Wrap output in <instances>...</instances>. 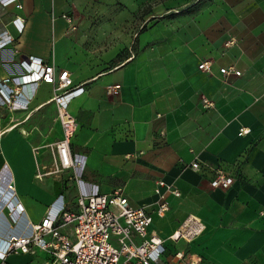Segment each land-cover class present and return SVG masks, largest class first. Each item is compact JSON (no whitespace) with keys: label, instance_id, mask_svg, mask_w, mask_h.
<instances>
[{"label":"crops","instance_id":"crops-1","mask_svg":"<svg viewBox=\"0 0 264 264\" xmlns=\"http://www.w3.org/2000/svg\"><path fill=\"white\" fill-rule=\"evenodd\" d=\"M140 4L0 0V38H13L0 48V81L21 75L20 63L37 57L84 88L69 104L78 165L63 175L48 174L51 146L62 137L54 85H24L26 107L0 105V235L30 230L59 198L74 209L81 195L121 188L132 205L152 212L151 231L166 240V259L185 251L201 257L199 264H264V0H181L189 10L174 5V16L140 35L133 56L114 63L133 39L126 24ZM97 8L107 14L94 15ZM203 61L212 72L199 68ZM224 66L242 75L225 76ZM196 160L202 169L191 167ZM219 168L234 176L227 189L211 186ZM8 181L12 192L2 187ZM159 181L181 191L168 194L164 216ZM12 194L20 215L8 207ZM191 215L205 223L204 233L172 241ZM12 255L25 264L49 259L39 249L7 259Z\"/></svg>","mask_w":264,"mask_h":264},{"label":"built area","instance_id":"built-area-1","mask_svg":"<svg viewBox=\"0 0 264 264\" xmlns=\"http://www.w3.org/2000/svg\"><path fill=\"white\" fill-rule=\"evenodd\" d=\"M17 0H2L7 6ZM72 29H76L72 16L65 15ZM22 21V20H21ZM13 40L0 38V48ZM234 43V40L229 42ZM22 74L0 81V105L9 108L26 107L30 98L23 91L26 84L47 82L54 85L53 100L58 106L57 120L62 127V137L51 146L54 168L48 174H59L76 169L77 161L72 152V140L78 130L76 117L69 109L71 99L84 91L83 86L73 83L71 74L62 70L57 74L55 66L47 64L43 59L29 57L20 63ZM199 68L212 72L209 61L200 63ZM225 76L242 75L240 69L234 66L221 67ZM117 86L107 87L109 91ZM206 102V106L211 105ZM250 129L243 128V134ZM195 170L202 169L196 160L191 164ZM42 175H39L41 177ZM4 177L0 174V184ZM234 176L223 169H215L211 181L214 188L227 189L233 183ZM156 192L159 195L158 214L164 216L170 209L168 194L176 197L181 191L175 186L159 181ZM1 187V185H0ZM2 187L7 192L14 191L13 183L8 181ZM161 187H165V192ZM12 194V203L8 204L11 211L20 215L24 208ZM57 199L49 208L45 217L30 230L22 233L3 232L0 235V260L6 264L10 254H35L39 249L49 255L47 264H199L201 257L185 251H176L171 259H166V240L156 232L151 231L152 212L145 207H137L130 203L123 189L110 193L96 192L81 195L74 209L68 208ZM69 227L68 230L63 231ZM206 230L205 223L195 215L172 233L170 239L174 242L194 241Z\"/></svg>","mask_w":264,"mask_h":264},{"label":"rangeland","instance_id":"rangeland-1","mask_svg":"<svg viewBox=\"0 0 264 264\" xmlns=\"http://www.w3.org/2000/svg\"><path fill=\"white\" fill-rule=\"evenodd\" d=\"M181 0H141L139 8H131L130 16L135 17L131 23L126 24L128 31L132 35V40H129V46L124 48L119 56L113 61L114 63L121 62L131 56L134 52L136 53L140 46V35L144 32H147L151 26L160 21H168L171 16L176 14V4L180 7L177 8L180 10H189L188 7H182L183 4H180ZM190 2H195L197 0H189ZM98 5L103 4V2L98 1ZM88 15V13H86ZM107 12L97 8L94 15H105ZM119 15H122L121 13ZM199 218V217H198ZM69 227L65 228L63 231L68 230ZM8 264H25L26 259L22 256L12 255L7 259Z\"/></svg>","mask_w":264,"mask_h":264}]
</instances>
